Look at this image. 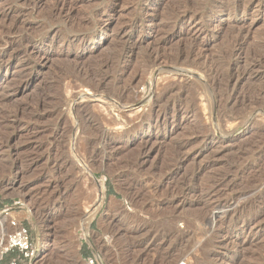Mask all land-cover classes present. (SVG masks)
<instances>
[{"label": "rangeland", "instance_id": "obj_1", "mask_svg": "<svg viewBox=\"0 0 264 264\" xmlns=\"http://www.w3.org/2000/svg\"><path fill=\"white\" fill-rule=\"evenodd\" d=\"M2 52L12 67L0 68V249L21 225L34 250L31 260L8 252L4 264H220L208 259L222 253L221 264H264L257 226L240 234L251 240L241 251L208 241L202 197L226 174L221 200L264 185V1L0 0ZM186 56L200 62L199 81L174 64ZM100 83V96L78 98V85ZM77 103L92 120L78 139ZM143 112L139 132L124 133ZM246 214L225 228L238 233Z\"/></svg>", "mask_w": 264, "mask_h": 264}, {"label": "bare ground", "instance_id": "obj_2", "mask_svg": "<svg viewBox=\"0 0 264 264\" xmlns=\"http://www.w3.org/2000/svg\"><path fill=\"white\" fill-rule=\"evenodd\" d=\"M20 1L23 2V3H27L28 2V0H20ZM262 1H264V0H255V2H257V5H259ZM226 5H228V4H226ZM57 7H58V2H56V5H54V8L56 10H59V8H57ZM232 7L234 8L233 5H232ZM226 8L217 7V6L214 7L216 12L217 11L218 12L225 11ZM233 8H231V9H233ZM60 9H62V8H60ZM59 12H61V10H59ZM8 16L9 15L7 13L2 15L3 25L5 24ZM189 20L195 22L196 17L192 16V17L189 18ZM5 26H7V25H5ZM16 26H17V23H13L12 22L11 25L9 24V26L6 27L7 29H6L5 32L8 33V34L13 33L14 30L16 29ZM195 32H196V35H198L199 33H201V30L200 29H196ZM13 43H14L13 41L9 42L8 40H6L5 41V46H8V49H9V46H12ZM132 50H133L132 46H129L125 52L126 53H131ZM32 51H33V48L27 47V49L24 51V53L26 55H29L30 52L32 53ZM6 53L7 52H2L0 54V57H1L0 68L1 67H5V69H8V68L10 69L12 67L11 66L12 65V63H11V55L7 59H5ZM153 61H154V63L155 62L156 63L159 62V56H155L153 58ZM174 64L176 66H179V67L182 68L181 72L183 74H186L190 78L191 77L192 78H196V80H198V81H199V79H197V78H201V76L205 75V72H203L202 69H201V64L198 61V59H194V58L193 59H189L188 56L183 57V58L178 57ZM105 67L107 68L108 65H105ZM120 67L122 69H125L126 65L125 64H121ZM252 76H254L255 78L262 77L261 75H258V74H256V75L254 74ZM101 81L104 82L105 81L104 78H102ZM114 82L118 83L117 80H114ZM77 88L79 89V90L77 89L78 90V95H79L78 98L81 99V100H84L85 98H87L85 95H83L84 92L90 93L91 97H93V98L94 97H98V96H100V94L104 93V85L101 84V83L96 85V86H87V85H82L81 84V85H78ZM171 91H172L171 89L168 90L169 93ZM114 99L115 98L109 99L108 102H107V107H109V108H111L113 110H115V108H117L118 105L116 106V104L119 103L116 99L115 100ZM177 104L179 105V103L173 102V107L175 105H177ZM37 107H38V105H37ZM70 110H71V113H72V115H71L72 122H71L70 129H71V131L73 133H75V135L77 136V139H78L79 135L82 134V132L85 131V130L83 131V128H85V126H87V127L91 126L92 120L89 117L88 110L86 109L85 106L82 105V103L75 104L74 106H72L70 108ZM151 110L152 109H150L149 112H148V118L149 119H150V117L152 115V111ZM145 114L146 113H144V112L139 114L135 118V120H133L130 123V126L128 127L127 130L124 131V133H126L127 131H130V130H134V132H139L141 126L143 125ZM158 118L159 117L155 114L154 118L151 119L150 127L152 129L153 128L158 129V127L160 126ZM149 139L150 138H148V137L138 138V142L143 144L146 147V144H148L147 141H149ZM112 145H113V143L111 142L109 132H107V131L102 132V135L100 136V139H99V146H98L99 147L98 151H100L102 153V154L100 153L101 156L106 154L105 153V152H107L106 150H108V148L110 149V147H112ZM182 146L185 147V145H182ZM221 147L223 148V146H221ZM221 147H219V148H221ZM148 151H150V149L145 151V154H147V156H148ZM107 154H108V152H107ZM146 160L145 159L142 160L143 164L146 162ZM227 177L228 176L226 174V175L220 177V179L216 180L211 186L209 185L210 186V188L208 189L209 191L206 190L208 192L206 194L204 193V195L202 196L203 199L205 198L204 200H205V202L207 204H211L212 211H213L212 212V218L209 221L210 223H209V227H208V231H207V239H208V241H211V240L217 239L218 237L223 238L222 247H224V250L229 248V247H234L238 251H241L242 249H245V247L251 242V240L247 236L240 235L241 233L243 234L247 229H249V231L252 232V229L254 228V226H257V229H258L259 232L264 230V226H263L264 224H262V221L264 220L262 218L263 215H264V185L261 184V185L254 186V188H249V189H252V190L242 192L241 194L239 193V195L234 194V195L229 196L227 199L221 200V196H222V192H223V191H221L222 190L221 188L223 186H225V183L227 181ZM262 179H264V178H262ZM227 183L230 184L229 182H227ZM228 184H226V185H228ZM98 185H99V191H98V193H99L98 194L99 195V201L101 202L103 200V198H104V195H105V185H104V182H99ZM188 194H189V191H186L184 195L187 196ZM181 206H183V205H181ZM246 210H247V212L249 214V215H247V214L246 215L249 216V217H246V219L243 220L241 222V225H239V226L235 222H234L235 224L233 223V225H232V227H236V230L238 229V233L239 234L238 233L235 234V232H234V234L230 233L229 227L227 229L225 228V223H226L227 219L230 218L229 219L230 220L229 223H232L233 222V217H237V218L239 217L240 218V216ZM52 221L53 220H51V223H52ZM44 226H45V228L48 229L49 228V223H47ZM182 235L184 236V234H182ZM254 236H255V234H254ZM41 244L42 243H40V245ZM0 254H1V251H0ZM223 254L224 253H222L219 256L217 255V257H215L213 259L209 258L208 262H214V263H220L221 264L223 262V258H224L222 256ZM180 259H182L181 256L178 257L177 260L174 259L173 262H176V261H178Z\"/></svg>", "mask_w": 264, "mask_h": 264}, {"label": "built area", "instance_id": "obj_3", "mask_svg": "<svg viewBox=\"0 0 264 264\" xmlns=\"http://www.w3.org/2000/svg\"><path fill=\"white\" fill-rule=\"evenodd\" d=\"M0 254V264L3 263V256L8 252L17 251L21 258L31 260L34 257V250L31 246V241L29 237V233L21 225H17L16 229L9 235H7L6 240L4 242V246L1 248ZM17 259H12L5 264H18ZM84 264H99L97 259L95 258H86L84 259Z\"/></svg>", "mask_w": 264, "mask_h": 264}]
</instances>
